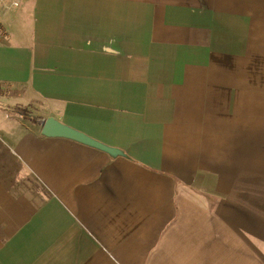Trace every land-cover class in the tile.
<instances>
[{
    "label": "crops",
    "instance_id": "0c3cea01",
    "mask_svg": "<svg viewBox=\"0 0 264 264\" xmlns=\"http://www.w3.org/2000/svg\"><path fill=\"white\" fill-rule=\"evenodd\" d=\"M6 2L0 264H264V0Z\"/></svg>",
    "mask_w": 264,
    "mask_h": 264
},
{
    "label": "water",
    "instance_id": "95a60500",
    "mask_svg": "<svg viewBox=\"0 0 264 264\" xmlns=\"http://www.w3.org/2000/svg\"><path fill=\"white\" fill-rule=\"evenodd\" d=\"M43 132L48 135L62 134L72 136L78 139H83V135L67 126L58 123L52 118L47 119L43 124Z\"/></svg>",
    "mask_w": 264,
    "mask_h": 264
},
{
    "label": "built area",
    "instance_id": "2783aa9c",
    "mask_svg": "<svg viewBox=\"0 0 264 264\" xmlns=\"http://www.w3.org/2000/svg\"><path fill=\"white\" fill-rule=\"evenodd\" d=\"M16 5V2H6V0H0V12H7L11 6ZM5 33L4 27L0 24V40L3 38Z\"/></svg>",
    "mask_w": 264,
    "mask_h": 264
},
{
    "label": "trees",
    "instance_id": "16d2710c",
    "mask_svg": "<svg viewBox=\"0 0 264 264\" xmlns=\"http://www.w3.org/2000/svg\"><path fill=\"white\" fill-rule=\"evenodd\" d=\"M2 25V24H1Z\"/></svg>",
    "mask_w": 264,
    "mask_h": 264
}]
</instances>
